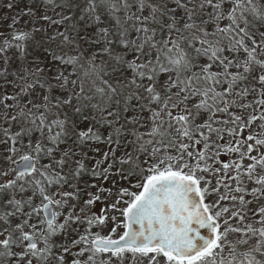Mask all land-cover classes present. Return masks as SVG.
Wrapping results in <instances>:
<instances>
[{
	"label": "snow or ice",
	"instance_id": "6c2138e0",
	"mask_svg": "<svg viewBox=\"0 0 264 264\" xmlns=\"http://www.w3.org/2000/svg\"><path fill=\"white\" fill-rule=\"evenodd\" d=\"M33 2L0 32V264H264V0Z\"/></svg>",
	"mask_w": 264,
	"mask_h": 264
},
{
	"label": "rangeland",
	"instance_id": "374dc122",
	"mask_svg": "<svg viewBox=\"0 0 264 264\" xmlns=\"http://www.w3.org/2000/svg\"><path fill=\"white\" fill-rule=\"evenodd\" d=\"M8 2H12L15 6L12 9H8L6 7V4ZM33 7L35 10L39 11L38 5L34 4L33 0H0V32H3L5 35H8L10 32V29L8 28V25L11 23V18L15 15H18L22 10L26 7ZM24 20H27L28 17H24ZM21 28H27L30 27V25H24L23 20L21 21V24L19 25ZM94 27H89L88 32H94ZM81 34L83 35V31H81ZM39 39V37H38ZM85 48H89L90 51H95L96 46H89L85 44ZM99 149V151H95V149ZM84 151L87 153V157L85 159L86 165L90 168L96 160H102V153L107 151V145L105 144H94L91 146H88L84 149ZM119 154V153H118ZM91 182V177L88 174H85L82 176L80 180L81 187H84L86 183ZM107 187H112L111 182H107ZM102 205H97L96 207H100ZM118 215L117 213H113ZM75 227V226H74ZM119 231H122L120 229Z\"/></svg>",
	"mask_w": 264,
	"mask_h": 264
}]
</instances>
